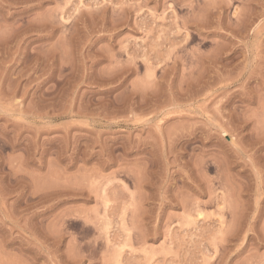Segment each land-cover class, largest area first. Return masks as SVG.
<instances>
[{
	"label": "rangeland",
	"instance_id": "1",
	"mask_svg": "<svg viewBox=\"0 0 264 264\" xmlns=\"http://www.w3.org/2000/svg\"><path fill=\"white\" fill-rule=\"evenodd\" d=\"M0 264H264V0H0Z\"/></svg>",
	"mask_w": 264,
	"mask_h": 264
}]
</instances>
